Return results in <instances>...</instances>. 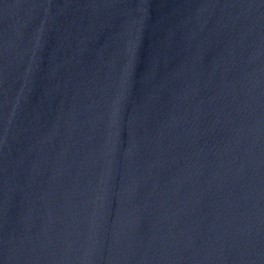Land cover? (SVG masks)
I'll list each match as a JSON object with an SVG mask.
<instances>
[{
  "label": "water",
  "instance_id": "water-1",
  "mask_svg": "<svg viewBox=\"0 0 264 264\" xmlns=\"http://www.w3.org/2000/svg\"><path fill=\"white\" fill-rule=\"evenodd\" d=\"M0 264H264V0H0Z\"/></svg>",
  "mask_w": 264,
  "mask_h": 264
}]
</instances>
